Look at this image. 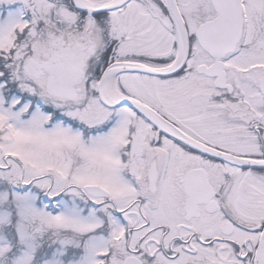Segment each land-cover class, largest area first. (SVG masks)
<instances>
[{
    "label": "snow or ice",
    "instance_id": "obj_1",
    "mask_svg": "<svg viewBox=\"0 0 264 264\" xmlns=\"http://www.w3.org/2000/svg\"><path fill=\"white\" fill-rule=\"evenodd\" d=\"M0 264H264V0H0Z\"/></svg>",
    "mask_w": 264,
    "mask_h": 264
}]
</instances>
